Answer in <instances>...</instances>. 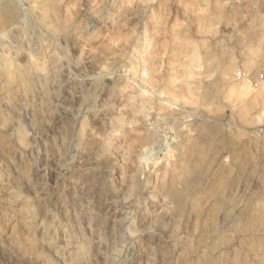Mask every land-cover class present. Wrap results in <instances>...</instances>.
I'll return each instance as SVG.
<instances>
[{
    "label": "clouds",
    "instance_id": "clouds-1",
    "mask_svg": "<svg viewBox=\"0 0 264 264\" xmlns=\"http://www.w3.org/2000/svg\"><path fill=\"white\" fill-rule=\"evenodd\" d=\"M0 264H264V0H0Z\"/></svg>",
    "mask_w": 264,
    "mask_h": 264
}]
</instances>
